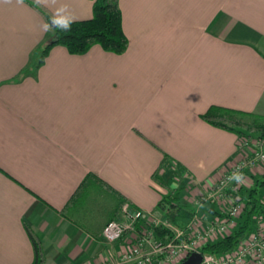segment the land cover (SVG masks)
I'll return each mask as SVG.
<instances>
[{"label": "crops", "instance_id": "0c3cea01", "mask_svg": "<svg viewBox=\"0 0 264 264\" xmlns=\"http://www.w3.org/2000/svg\"><path fill=\"white\" fill-rule=\"evenodd\" d=\"M33 1L77 22L96 0ZM119 6L123 55L55 46L40 64L48 24L24 1L0 0V264L33 263L27 229L44 264L116 260L134 235L103 238L121 202L165 221L155 175L193 207L238 160L239 138L202 119L211 107L264 118V0ZM247 176L251 186L264 166Z\"/></svg>", "mask_w": 264, "mask_h": 264}, {"label": "built area", "instance_id": "2783aa9c", "mask_svg": "<svg viewBox=\"0 0 264 264\" xmlns=\"http://www.w3.org/2000/svg\"><path fill=\"white\" fill-rule=\"evenodd\" d=\"M237 150L240 156L236 163L222 175L206 196L197 203L199 211L203 205L217 207L216 213L204 228L197 225L203 220L197 214L185 229L177 230L167 220L149 219L141 210L129 203L123 204L119 219L107 223L103 238L107 243L122 240L127 233H133L128 246L120 256L103 264H177L192 253H200V264H264V225L260 222L257 231L236 248L223 255L203 254L201 249L208 242L229 236L244 211V203L238 196L247 184V171L264 166V139H239ZM264 208V198L261 201ZM207 219V218H204ZM199 223V224H198ZM163 228L175 232L170 240L157 239L156 229Z\"/></svg>", "mask_w": 264, "mask_h": 264}, {"label": "trees", "instance_id": "16d2710c", "mask_svg": "<svg viewBox=\"0 0 264 264\" xmlns=\"http://www.w3.org/2000/svg\"><path fill=\"white\" fill-rule=\"evenodd\" d=\"M22 1L43 17L52 32L50 42L42 51L40 64L50 49L55 46L64 47L73 56L85 55L96 46L105 53L117 56L123 55L128 49L129 41L122 27L119 0H96L93 4L92 18L77 22L57 21L35 1ZM202 119L212 127L235 134L239 139H264V118L262 117L213 106L202 116ZM153 180L166 192V195L162 196L159 207L164 211L167 222L181 228L184 223L192 220L196 210L194 207H186L180 203L181 190L169 188L156 175ZM238 196L244 203V211L235 229L229 236L204 245L201 249L203 254L221 257L233 251L238 244L256 232L258 223L262 222L264 225V208L261 204L264 197V178L255 179L249 188H241ZM124 203L121 202L119 210ZM27 234L34 252L32 264H44L45 258L39 237L30 229H27ZM156 236L165 239L170 236V233L166 229L158 228Z\"/></svg>", "mask_w": 264, "mask_h": 264}, {"label": "rangeland", "instance_id": "374dc122", "mask_svg": "<svg viewBox=\"0 0 264 264\" xmlns=\"http://www.w3.org/2000/svg\"><path fill=\"white\" fill-rule=\"evenodd\" d=\"M252 180L254 181L255 180V178L254 177H252ZM247 184L250 186V184H251V181L248 179L247 181ZM261 194H263V192H260ZM204 196H206V195H202V196H200V197H198V198H196V200L194 201V203H193V207L195 208V210H196V212H197V202L198 201H200L201 200V198H203ZM195 204V205H194ZM196 206V207H195ZM203 207V206H202ZM201 209H203V208H201ZM200 209V210H201ZM207 214H209V215H214L213 214V212L211 213H208V210L209 209H203ZM202 210V211H203ZM202 215V214H201ZM211 216V217H212ZM207 216H205L204 215V217H203V220H198V221H200V224L199 225H197V227L195 226V228H198V226H202V227H206L207 226V224H205L206 222H204L205 220H204V218H206ZM194 221V216H193V218H192V220H190V221H188V222H186V223H184V225L181 227V228H177V227H175V226H173L175 229H177V230H185L192 222ZM236 221H238V220H236ZM258 228V227H257ZM169 233H170V236L168 237V238H165V239H161V238H159V237H157V239H159V240H161V241H166V240H170L172 237H173V235H175V232L174 231H172V232H170L169 231ZM180 263V262H179ZM179 263H177V264H179Z\"/></svg>", "mask_w": 264, "mask_h": 264}, {"label": "water", "instance_id": "95a60500", "mask_svg": "<svg viewBox=\"0 0 264 264\" xmlns=\"http://www.w3.org/2000/svg\"><path fill=\"white\" fill-rule=\"evenodd\" d=\"M202 255L200 253H192L187 259L179 264H200Z\"/></svg>", "mask_w": 264, "mask_h": 264}]
</instances>
